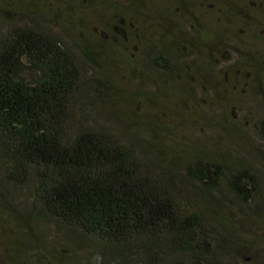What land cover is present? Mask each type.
Here are the masks:
<instances>
[{"label": "trees", "instance_id": "trees-1", "mask_svg": "<svg viewBox=\"0 0 264 264\" xmlns=\"http://www.w3.org/2000/svg\"><path fill=\"white\" fill-rule=\"evenodd\" d=\"M177 1L173 10L194 16ZM8 21L0 30V207L27 231L32 251L46 264H72L74 254L87 264L254 263L246 237L264 225V152L261 167L220 151L167 159L154 130L129 133L110 107L97 56L114 39L68 42L55 24ZM143 54L152 75L171 80L183 70L172 41L160 38ZM14 189H32L35 203L18 209ZM43 223L75 242L60 250L63 263L45 255Z\"/></svg>", "mask_w": 264, "mask_h": 264}, {"label": "rangeland", "instance_id": "rangeland-1", "mask_svg": "<svg viewBox=\"0 0 264 264\" xmlns=\"http://www.w3.org/2000/svg\"><path fill=\"white\" fill-rule=\"evenodd\" d=\"M186 2L193 17L180 7L173 10L172 0H0V30L8 19L19 24L36 18L55 24L68 42L109 36L112 44L97 59L104 60L113 88L110 107L121 127L139 134L154 130L167 159L175 162L220 151L261 167L264 100L257 79L264 89V0ZM169 7L172 13L160 16L161 24L158 16ZM160 38L184 53L175 79L152 75L143 64V53ZM78 57L85 70L91 68ZM3 166L0 159V171ZM13 203H24L18 209L31 206L32 189H14ZM40 230L46 233L45 255L63 263L60 250H74L75 242L53 224L43 223ZM246 241L248 254L255 256L251 264H262L264 225L255 226ZM31 245L27 231L0 207V264H46ZM74 255L68 256L72 264L90 261Z\"/></svg>", "mask_w": 264, "mask_h": 264}]
</instances>
